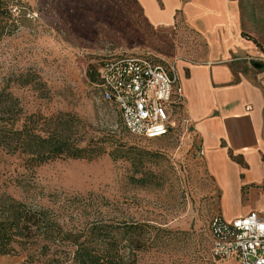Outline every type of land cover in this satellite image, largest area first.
<instances>
[{"label": "rangeland", "instance_id": "374dc122", "mask_svg": "<svg viewBox=\"0 0 264 264\" xmlns=\"http://www.w3.org/2000/svg\"><path fill=\"white\" fill-rule=\"evenodd\" d=\"M19 30L0 43V124L51 133L72 118L83 145L114 138L92 159L59 157L40 165L0 147V189L67 227L105 219L150 225V247L137 264H217L209 224L221 214L219 192L190 127L137 139L98 88L101 61L118 54L154 63L195 61L205 46L192 31L151 27L135 0H20ZM113 137H111V136ZM72 248L41 238L21 240L0 264H71Z\"/></svg>", "mask_w": 264, "mask_h": 264}, {"label": "crops", "instance_id": "0c3cea01", "mask_svg": "<svg viewBox=\"0 0 264 264\" xmlns=\"http://www.w3.org/2000/svg\"><path fill=\"white\" fill-rule=\"evenodd\" d=\"M135 1L151 27L181 25L203 42L197 60L170 65L183 113L219 192L220 215L264 217V0Z\"/></svg>", "mask_w": 264, "mask_h": 264}, {"label": "trees", "instance_id": "16d2710c", "mask_svg": "<svg viewBox=\"0 0 264 264\" xmlns=\"http://www.w3.org/2000/svg\"><path fill=\"white\" fill-rule=\"evenodd\" d=\"M19 2L0 0V43L20 28L14 12ZM72 123V118L61 114L52 132L44 136L29 133L28 125L19 128L15 123L6 122L0 124V147L11 154L22 152L34 165L59 157L89 160L113 143L117 146L110 155L114 160L123 158L117 141L109 136L91 139L86 145L72 138ZM150 227L147 223L105 219L67 227L50 211L28 206L0 189V256L12 254L15 244L21 240L41 238L71 247V264H137L138 255L150 247Z\"/></svg>", "mask_w": 264, "mask_h": 264}, {"label": "built area", "instance_id": "2783aa9c", "mask_svg": "<svg viewBox=\"0 0 264 264\" xmlns=\"http://www.w3.org/2000/svg\"><path fill=\"white\" fill-rule=\"evenodd\" d=\"M98 88L102 100L117 108L123 126L134 137L157 139L188 128L183 89L173 66L142 55H113L99 65ZM209 229L214 259L264 264L262 215L252 211L227 220L219 214L211 219Z\"/></svg>", "mask_w": 264, "mask_h": 264}]
</instances>
